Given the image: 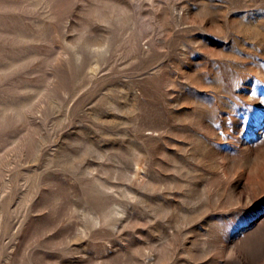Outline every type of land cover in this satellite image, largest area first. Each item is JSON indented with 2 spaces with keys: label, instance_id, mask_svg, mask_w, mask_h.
<instances>
[{
  "label": "rangeland",
  "instance_id": "rangeland-1",
  "mask_svg": "<svg viewBox=\"0 0 264 264\" xmlns=\"http://www.w3.org/2000/svg\"><path fill=\"white\" fill-rule=\"evenodd\" d=\"M0 264H264V0H0Z\"/></svg>",
  "mask_w": 264,
  "mask_h": 264
}]
</instances>
